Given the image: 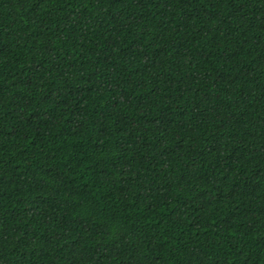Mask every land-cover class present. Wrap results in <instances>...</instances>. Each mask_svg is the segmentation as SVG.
<instances>
[{
	"label": "trees",
	"instance_id": "trees-1",
	"mask_svg": "<svg viewBox=\"0 0 264 264\" xmlns=\"http://www.w3.org/2000/svg\"><path fill=\"white\" fill-rule=\"evenodd\" d=\"M0 264H264V0H0Z\"/></svg>",
	"mask_w": 264,
	"mask_h": 264
}]
</instances>
